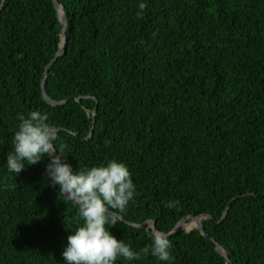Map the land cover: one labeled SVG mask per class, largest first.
I'll return each mask as SVG.
<instances>
[{"label": "trees", "instance_id": "1", "mask_svg": "<svg viewBox=\"0 0 264 264\" xmlns=\"http://www.w3.org/2000/svg\"><path fill=\"white\" fill-rule=\"evenodd\" d=\"M58 2L66 50L45 92L61 106L41 93L60 42L52 1L0 9V264H66L67 238L84 223L51 185L49 157L7 169L19 116L33 111L59 128L74 174L112 160L128 168L134 197L119 215L130 223L155 220L167 233L209 215L205 232L232 264H264V0ZM105 227L133 252L153 243L122 220ZM169 240L173 260L149 251L115 264H225L198 230Z\"/></svg>", "mask_w": 264, "mask_h": 264}, {"label": "clouds", "instance_id": "2", "mask_svg": "<svg viewBox=\"0 0 264 264\" xmlns=\"http://www.w3.org/2000/svg\"><path fill=\"white\" fill-rule=\"evenodd\" d=\"M145 7L144 3L139 5L141 12ZM19 120V130L13 137L14 150L7 154L8 171L18 175L25 164L35 165L43 157H49L46 173L51 185H59L60 194L78 205V215L84 221L83 226L67 238L68 245L62 253L66 264H115L118 257L139 259L149 251L160 261L174 259L170 255V233L153 232L150 248L137 253L106 229V224L117 225L119 213L125 211L134 197L135 186L123 163L112 160L106 166H93L74 174L72 166L62 162L68 152L63 145L56 147L57 133L47 123V113L33 111L27 118L21 114ZM165 206L173 207L171 202Z\"/></svg>", "mask_w": 264, "mask_h": 264}, {"label": "water", "instance_id": "3", "mask_svg": "<svg viewBox=\"0 0 264 264\" xmlns=\"http://www.w3.org/2000/svg\"><path fill=\"white\" fill-rule=\"evenodd\" d=\"M53 3V6L55 8L56 11V16H57V20L59 23V30H60V42L58 45V50L56 52V54L54 55L53 59L46 65V67L44 68V72L41 78V93H42V97L43 99L50 105L52 106H61L63 104L66 103L65 100L62 101H53L51 100L45 92V81H46V76L49 72V69L51 67V65L57 60V58L61 57L65 50H66V43H67V39H66V21L62 20L60 15H59V9L62 11V13L64 14L63 11V7L62 5L58 2V0H51ZM5 0H1L0 2V9L2 8L3 4H4ZM71 100L73 101H77L78 99L75 98H71ZM97 103V100H96ZM95 109L93 110V112H95ZM55 130H59V128H54ZM74 135L78 136L79 134L75 133ZM91 137V135L88 138H83V139H89ZM234 199H232L227 206L225 207L221 217H220V221L226 216L227 214V210L230 207L231 203L233 202ZM120 220H122L123 222H126L128 225H131L133 227L136 228H144L146 230H151V236L152 233L155 231H161L159 230L156 225H155V220H148L140 225H135L133 223H130L129 221H127L126 219H124L121 215H120ZM195 220L196 224L193 227H188L189 223ZM203 221H209L211 223H216L211 216L209 215H199V216H188V217H184L182 218L179 222H177V224L167 233H170L168 238H172L175 237L181 233H188L191 232L193 230H198L201 235L211 244V246L223 257L225 264H232L228 255L226 254L225 250L223 248H221L215 241H213L210 236L205 232L204 226H203ZM220 221H218L217 223H219ZM162 232V231H161Z\"/></svg>", "mask_w": 264, "mask_h": 264}, {"label": "bare ground", "instance_id": "4", "mask_svg": "<svg viewBox=\"0 0 264 264\" xmlns=\"http://www.w3.org/2000/svg\"><path fill=\"white\" fill-rule=\"evenodd\" d=\"M59 15H60L61 19L64 20L63 17H62V15L60 14V12H59ZM190 223H192V224H190ZM190 223H189L188 227H193V226H195L196 221L195 220H192Z\"/></svg>", "mask_w": 264, "mask_h": 264}]
</instances>
